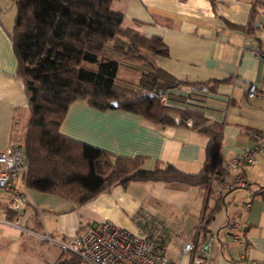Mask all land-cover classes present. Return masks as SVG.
Here are the masks:
<instances>
[{
  "label": "crops",
  "instance_id": "1",
  "mask_svg": "<svg viewBox=\"0 0 264 264\" xmlns=\"http://www.w3.org/2000/svg\"><path fill=\"white\" fill-rule=\"evenodd\" d=\"M0 6L1 152L19 141V125L25 122L27 127L30 113L9 39L15 7L9 0H0ZM113 10L123 14V28L163 41L167 56L151 59L182 86L222 82L214 91L203 87L188 96L173 90L165 98L166 105L199 111L211 123L222 125L219 163L249 147L252 134L264 133V0H119ZM250 87L258 92L253 97L248 96ZM59 132L115 157H143L147 170L160 163L186 175L200 173L208 142L189 129L162 126L116 109L100 112L84 101L70 105ZM243 174L247 190L229 193L220 206L207 198L206 214L217 207L207 228L214 236L209 264H264V197L256 196L248 212L235 215L249 190L264 187V156ZM14 190L24 201V228L47 234L53 243L0 223V264H54L62 253L58 244L102 221L133 234L153 236L160 231L167 258L188 264L189 257L180 255L181 244L172 235H190L204 204L203 189L179 184L131 183L125 189L117 185L79 208L27 189L24 175L14 181ZM10 198L8 193L0 196V221L12 218ZM232 217L241 224L245 247L230 242L227 222Z\"/></svg>",
  "mask_w": 264,
  "mask_h": 264
},
{
  "label": "trees",
  "instance_id": "2",
  "mask_svg": "<svg viewBox=\"0 0 264 264\" xmlns=\"http://www.w3.org/2000/svg\"><path fill=\"white\" fill-rule=\"evenodd\" d=\"M9 1L15 7L9 39L17 63L16 77L23 83L30 113L23 137L26 188L79 208L117 185L124 189L131 183L147 182L199 187L204 191V217L210 179L223 143L222 125L211 123L199 111L161 103V98L183 87L151 59V55L167 56L163 41L123 28V14L113 10L119 0ZM255 13L253 9L248 33ZM121 74L136 81L122 79ZM221 83L202 86L214 91ZM75 101H84L100 112L121 110L205 136L208 142L202 170L186 175L160 163L147 170L143 157H115L61 135V123ZM216 210L206 215L208 223ZM207 233L203 231V235ZM197 238H191L195 250ZM54 264H78V259L62 252Z\"/></svg>",
  "mask_w": 264,
  "mask_h": 264
},
{
  "label": "built area",
  "instance_id": "3",
  "mask_svg": "<svg viewBox=\"0 0 264 264\" xmlns=\"http://www.w3.org/2000/svg\"><path fill=\"white\" fill-rule=\"evenodd\" d=\"M264 29V22H263ZM257 54L263 56L259 50ZM264 57V56H263ZM254 87L249 88L248 96L257 94ZM165 104L166 99L161 98ZM252 144L236 154L229 160L218 163L214 174L211 176V199L220 206L226 196L237 190H247L243 170L255 167L258 160L264 156V133L252 134ZM27 171L24 145L16 141L11 146L0 152V196L3 193L11 194L8 209L12 213L10 220L0 221L4 226L26 233L40 241L53 243L47 234H35L23 226L24 201L14 190V181L23 176ZM256 196H264V187L249 190L247 196L239 203L236 216L248 212ZM207 214L201 218L197 227L188 236L180 233L172 237L181 244L180 255L189 257L188 264H209L214 236L208 230ZM230 242L234 245L245 247L241 224L232 217L227 222ZM197 236L195 250L191 238ZM62 252L71 254L78 259V264H179V261H170L166 256V246L160 231L153 236L146 233H130L112 225L109 222H99L87 230L80 231L64 243L58 244ZM256 264V263H252Z\"/></svg>",
  "mask_w": 264,
  "mask_h": 264
},
{
  "label": "rangeland",
  "instance_id": "4",
  "mask_svg": "<svg viewBox=\"0 0 264 264\" xmlns=\"http://www.w3.org/2000/svg\"><path fill=\"white\" fill-rule=\"evenodd\" d=\"M120 77L122 78V79H125V80H127V81H132V82H135L136 81V79H131V78H129V76L128 75H126V74H121L120 75ZM19 128L21 129V135L18 137V138H16L17 140H19L20 142H22L23 143V145H24V134H25V130H26V128H25V122H23L22 124H20L19 125ZM182 236H184V234H182Z\"/></svg>",
  "mask_w": 264,
  "mask_h": 264
},
{
  "label": "water",
  "instance_id": "5",
  "mask_svg": "<svg viewBox=\"0 0 264 264\" xmlns=\"http://www.w3.org/2000/svg\"><path fill=\"white\" fill-rule=\"evenodd\" d=\"M179 90L183 93H186V94H190L192 91H196V92H200V91H204L205 89L203 87H198V88H194V89H191L187 86H183L181 88H179ZM112 107H116V103H112ZM178 121V120H177ZM188 127H190V123H188Z\"/></svg>",
  "mask_w": 264,
  "mask_h": 264
}]
</instances>
